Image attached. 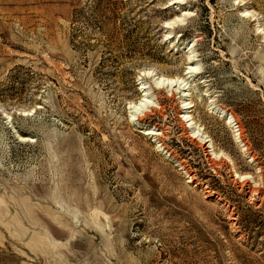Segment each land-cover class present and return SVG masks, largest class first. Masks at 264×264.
Listing matches in <instances>:
<instances>
[{"label": "rangeland", "instance_id": "1", "mask_svg": "<svg viewBox=\"0 0 264 264\" xmlns=\"http://www.w3.org/2000/svg\"><path fill=\"white\" fill-rule=\"evenodd\" d=\"M176 1L0 0V264H264V0Z\"/></svg>", "mask_w": 264, "mask_h": 264}, {"label": "bare ground", "instance_id": "2", "mask_svg": "<svg viewBox=\"0 0 264 264\" xmlns=\"http://www.w3.org/2000/svg\"><path fill=\"white\" fill-rule=\"evenodd\" d=\"M179 3V0L178 1H176V2H173V4H172V2H171V4H170V6H174V5H176V4H178ZM183 15V17H185V16H187L188 14L187 13H183L182 14ZM244 17H246L247 16V14H244L243 15ZM248 17V16H247ZM167 35H170V34H167ZM169 37V36H168ZM170 38V37H169ZM168 39V38H167ZM188 63H190V64H192L193 63V61L191 62V61H189ZM196 70V67H193V66H190V67H188L187 69H185V74H184V76H183V78L181 79V78H165V77H162V76H156L155 77V79L153 78V80H154V86L156 87V88H170V87H173L172 85L175 83V84H177L178 85V83H179V85L181 86L183 83H184V81H185V79H186V77H187V75H189V74H191L192 72H194ZM142 76L143 77H149V76H152V72H150V71H145V72H143L142 73ZM190 76V75H189ZM154 77V76H153ZM185 78V79H184ZM189 80V79H188ZM186 83V82H185ZM184 85V84H183ZM185 85H187V84H185ZM184 85V86H185ZM175 86V85H174ZM179 86V87H180ZM176 87V86H175ZM174 87V88H175ZM186 88V87H185ZM185 88H179L182 92H185L186 91V89ZM139 93L141 94L140 96V99H138V101H136V102H134V103H130L129 105H128V107H127V109L129 110V114H130V120L131 121H134L135 120V117L136 116H138V114H142V112H144L143 110L144 109H146V108H149V107H156V106H160L161 105V103H160V100L156 97V96H153L151 93H150V88L149 87H147V85L145 84V83H140V85H139ZM184 97H186L187 96V94H185V95H183ZM190 97V96H189ZM187 101V99L186 100H184V103L183 104H185V102ZM187 105H190V104H187ZM188 108H182V111H186ZM216 113H217V115L220 117V118H222L224 121H225V123L227 124V125H230V126H233V124H235L236 123V119L234 118V116L231 114V113H227L225 110H223V109H221V108H219V107H213L212 108ZM183 115H184V117L183 118H185V121L187 122V123H190L191 122V119H190V117L187 115V112H184L183 113ZM137 120V119H136ZM140 123V122H139ZM237 131V130H236ZM240 132V131H239ZM237 138H240V137H237ZM219 157H221V156H219ZM226 157V156H225ZM227 161V160H226ZM231 161V160H230ZM229 163V162H228ZM233 164V163H232ZM233 167V166H232ZM234 169V168H233Z\"/></svg>", "mask_w": 264, "mask_h": 264}, {"label": "built area", "instance_id": "3", "mask_svg": "<svg viewBox=\"0 0 264 264\" xmlns=\"http://www.w3.org/2000/svg\"><path fill=\"white\" fill-rule=\"evenodd\" d=\"M232 127H234V128L237 130V133L239 134L238 125L235 123V124H233V126H232Z\"/></svg>", "mask_w": 264, "mask_h": 264}]
</instances>
